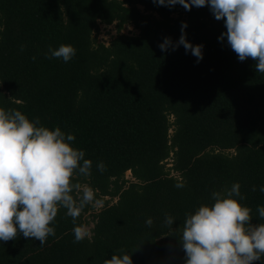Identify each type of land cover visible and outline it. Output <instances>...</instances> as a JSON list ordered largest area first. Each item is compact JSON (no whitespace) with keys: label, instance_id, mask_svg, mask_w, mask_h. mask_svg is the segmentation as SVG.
Listing matches in <instances>:
<instances>
[{"label":"trees","instance_id":"obj_1","mask_svg":"<svg viewBox=\"0 0 264 264\" xmlns=\"http://www.w3.org/2000/svg\"><path fill=\"white\" fill-rule=\"evenodd\" d=\"M184 22L187 39L203 45L199 62L183 45L159 47L168 37L178 41ZM128 24L138 32H124ZM101 25L116 26L110 43L99 39ZM225 31L208 6L0 0V107L74 134L73 146L93 161L91 175L77 180L101 201L77 220L90 217L91 239L74 243L72 219L61 209L43 247L22 234L0 241V264H103L121 249L133 264H184L165 213L179 228L186 213L235 182L252 223L264 222L256 212L264 206V74L219 39ZM61 44L77 50L69 62L45 57Z\"/></svg>","mask_w":264,"mask_h":264},{"label":"clouds","instance_id":"obj_2","mask_svg":"<svg viewBox=\"0 0 264 264\" xmlns=\"http://www.w3.org/2000/svg\"><path fill=\"white\" fill-rule=\"evenodd\" d=\"M159 6L185 10L193 6H208L216 20H224L226 31L219 39L227 38V44L242 62L256 61L257 73L264 74V0H153ZM182 23L181 36L173 43L170 37L159 44L161 51H175L183 45L186 52L203 59V45H193ZM26 45L20 46L23 52ZM71 44L49 47L47 59L69 62L76 55ZM36 59L35 56L32 57ZM75 135L65 133L59 126H44L40 118L30 119L18 109L0 107V241L18 238L40 241L43 247L49 236H55V219L61 209L71 217L74 225V243L91 239L87 224L77 223L82 211L98 207L92 187L78 182V177L91 175L93 161L85 158V151L73 146ZM98 171H106L103 161L96 165ZM76 181V182H74ZM176 188H184L178 181ZM257 190L253 186L252 191ZM264 193V186L259 188ZM247 199L241 193L239 182L213 191V203H202L194 212L185 214L179 228H173L175 217L165 213L163 226L169 235L179 236L184 252V264H253L264 257V222L252 223V208L241 203ZM260 221H264V206L256 209ZM152 217L145 224L153 225ZM135 252V251H134ZM103 264H133L132 255L121 249Z\"/></svg>","mask_w":264,"mask_h":264},{"label":"rangeland","instance_id":"obj_3","mask_svg":"<svg viewBox=\"0 0 264 264\" xmlns=\"http://www.w3.org/2000/svg\"><path fill=\"white\" fill-rule=\"evenodd\" d=\"M124 32H126V33L138 32V29H136L134 27V25L128 24L125 26ZM116 34H117V29H116L115 25H109V26L101 25V31H100L99 39L101 41L106 42V43H110V41L113 39V37ZM127 176L131 177V173L127 172ZM100 206H98L97 208H100ZM87 220H88V222L86 224L89 226V228L91 230L93 223L90 220V217Z\"/></svg>","mask_w":264,"mask_h":264}]
</instances>
